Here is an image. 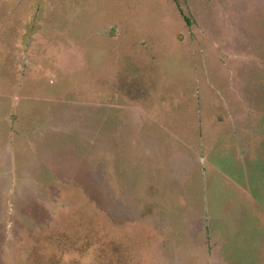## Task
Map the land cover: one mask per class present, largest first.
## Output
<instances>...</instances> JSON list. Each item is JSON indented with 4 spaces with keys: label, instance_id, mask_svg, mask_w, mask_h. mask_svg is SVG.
Wrapping results in <instances>:
<instances>
[{
    "label": "rangeland",
    "instance_id": "obj_1",
    "mask_svg": "<svg viewBox=\"0 0 264 264\" xmlns=\"http://www.w3.org/2000/svg\"><path fill=\"white\" fill-rule=\"evenodd\" d=\"M0 264H264V0H0Z\"/></svg>",
    "mask_w": 264,
    "mask_h": 264
}]
</instances>
